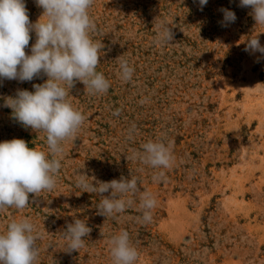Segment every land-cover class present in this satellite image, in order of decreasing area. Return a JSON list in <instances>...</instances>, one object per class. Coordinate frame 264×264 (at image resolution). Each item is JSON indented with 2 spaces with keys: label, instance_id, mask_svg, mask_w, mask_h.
Segmentation results:
<instances>
[{
  "label": "rangeland",
  "instance_id": "374dc122",
  "mask_svg": "<svg viewBox=\"0 0 264 264\" xmlns=\"http://www.w3.org/2000/svg\"><path fill=\"white\" fill-rule=\"evenodd\" d=\"M25 3L37 22L43 9ZM238 5L208 0L201 10L198 0H94L92 36L104 45L96 70L110 88L92 95L77 81L70 89L68 101L86 120L62 142L56 186L29 194L24 209L0 210V233L13 219H29L39 233L35 264H113L109 241L121 230L137 248L135 264H264V56L245 51L250 36L264 45V26ZM221 8L236 14L228 27L219 23ZM161 22L174 33L170 43L156 42ZM30 35L26 54L36 40ZM118 57L134 68L129 82ZM46 80H0V142L19 138L48 153L46 133L23 127L4 106L17 90L34 91ZM158 139L172 144L171 168L130 158ZM161 171L164 178L154 181ZM78 173L105 182L136 177L157 201L152 221L138 222V195L125 197L134 204L124 213L98 215L100 197L77 187ZM74 218L92 231L84 247L68 252L62 233Z\"/></svg>",
  "mask_w": 264,
  "mask_h": 264
},
{
  "label": "clouds",
  "instance_id": "9594fccd",
  "mask_svg": "<svg viewBox=\"0 0 264 264\" xmlns=\"http://www.w3.org/2000/svg\"><path fill=\"white\" fill-rule=\"evenodd\" d=\"M35 3L43 13L32 23L25 0H0V80L25 82L42 74L47 76L44 83L33 84L34 91L17 90L15 96L6 97L4 106L12 110V117L23 127L46 133L48 153L29 148L19 138L0 142V210L24 209L29 206V194L40 196L55 188L62 167V142L74 138L86 120L67 99L75 83H83L92 95L107 93L110 88L104 74L96 70L104 45L92 36L96 24L88 10L94 0H35ZM198 3L202 10L208 0H198ZM238 6L250 8L249 14L256 26H264V0H239ZM220 11L222 27L236 21L235 12L227 8ZM157 27L156 42L170 43L174 33L169 25L161 22ZM32 32L36 40L31 45V54H26ZM245 51L264 56V45L258 35L247 39ZM117 59L121 79L131 81L134 68L127 60ZM118 114L119 110L113 112ZM134 132L135 125H132L129 138ZM130 158L153 169L171 168L175 160L171 142L165 143L162 139L143 143L141 150L133 151ZM163 178L162 171L153 177L157 182ZM76 184L84 192L100 197L98 215L108 218L124 213L134 204L133 199L125 197L138 195L141 210L138 222L152 221L157 201L151 193L141 191L136 177L121 176L119 180L105 182L78 173ZM91 231L86 220L74 218L62 233L67 241L66 251H79ZM38 239L39 233L29 219L11 220L0 233V264H35L39 256ZM109 243L113 264H135L138 251L128 231L121 230L111 236Z\"/></svg>",
  "mask_w": 264,
  "mask_h": 264
}]
</instances>
